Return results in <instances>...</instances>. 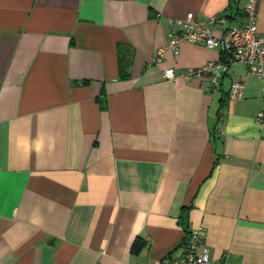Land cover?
Segmentation results:
<instances>
[{"label":"crops","instance_id":"crops-1","mask_svg":"<svg viewBox=\"0 0 264 264\" xmlns=\"http://www.w3.org/2000/svg\"><path fill=\"white\" fill-rule=\"evenodd\" d=\"M246 2L0 0V264H160L199 227L208 264H264V81L180 77L222 59L199 43L153 63L188 13L219 36Z\"/></svg>","mask_w":264,"mask_h":264},{"label":"built area","instance_id":"built-area-1","mask_svg":"<svg viewBox=\"0 0 264 264\" xmlns=\"http://www.w3.org/2000/svg\"><path fill=\"white\" fill-rule=\"evenodd\" d=\"M259 1L247 0L244 7V24L225 28L219 36L214 35L210 25L223 23V18L211 16L207 20H198L192 13H188L185 18L177 21L181 27L180 31L168 34L166 46L158 50L153 63L161 62L165 50H171L174 54H178L182 42L199 43L208 49L219 50L222 59L208 61L199 67L187 68L179 73L180 77L190 79L208 76L210 83L208 91H214L219 89L220 79L229 68L241 63L246 66L247 76L260 78L264 81V35L260 34L257 28V4ZM176 76L177 72L172 67L162 70V77L167 80H172ZM244 95L245 83L234 81L229 88V99L241 100ZM256 121L264 128V110L257 113ZM184 239L183 254L178 257L167 255L161 259L160 264H208L210 262V250L205 243L203 228L186 230Z\"/></svg>","mask_w":264,"mask_h":264},{"label":"trees","instance_id":"trees-1","mask_svg":"<svg viewBox=\"0 0 264 264\" xmlns=\"http://www.w3.org/2000/svg\"><path fill=\"white\" fill-rule=\"evenodd\" d=\"M135 247H136V244L134 245V249H135Z\"/></svg>","mask_w":264,"mask_h":264}]
</instances>
